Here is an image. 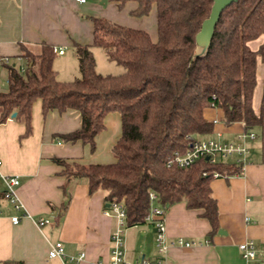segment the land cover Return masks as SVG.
<instances>
[{
  "label": "trees",
  "instance_id": "1",
  "mask_svg": "<svg viewBox=\"0 0 264 264\" xmlns=\"http://www.w3.org/2000/svg\"><path fill=\"white\" fill-rule=\"evenodd\" d=\"M114 1L120 9L137 3L132 11L135 17L148 16L156 7L158 41L154 43L146 31L94 18L93 45L73 44L80 77L70 82L57 78L53 47L44 45L35 55L21 45L25 72L15 62L6 65L8 88L0 92V124L17 113L29 135L37 101L44 115L76 111L81 128L59 137L69 143L81 141L95 152L106 118L118 113L122 135L112 149L115 162L83 165L56 158L64 167L67 183L85 179L90 195L100 190L106 193V205L123 202L127 228L146 224L152 206L167 212L185 203L188 209L201 211L210 223L212 238L221 230L212 176L215 172L236 174L239 168L205 159L184 169L169 168L167 163L176 153L187 152L194 141L212 134L215 124L204 115L208 108H220L228 126L242 122L250 130L262 124L263 114H255L253 97L258 58L264 62V0H238L227 7L208 53L195 59L196 35L211 13L213 0ZM260 38L263 43L254 50L250 43ZM93 47L103 49L124 73L99 74ZM64 191L67 209L70 192L68 187ZM152 193L157 196L155 203ZM3 198L0 192V202Z\"/></svg>",
  "mask_w": 264,
  "mask_h": 264
},
{
  "label": "crops",
  "instance_id": "2",
  "mask_svg": "<svg viewBox=\"0 0 264 264\" xmlns=\"http://www.w3.org/2000/svg\"><path fill=\"white\" fill-rule=\"evenodd\" d=\"M137 8V3L129 2L120 9L114 0H88L85 4L76 0H0V92L8 84L6 65L15 62L26 67L21 58V45L35 55L41 53L44 45L64 50L65 53L57 54L54 61L58 80L70 82L79 78V62L73 44L93 45L94 18L146 31L156 43L159 39L156 7L144 17L132 15ZM262 43L263 38H260L250 46L257 50ZM92 49L95 59L99 58L96 59L99 74L124 73V68L118 64L108 70L100 64L99 69V60L102 55L107 58V54L101 48ZM263 102L264 62L259 57L253 109L257 116L263 114L262 124L250 130L242 122L228 126L220 108L205 110V118L214 122L215 127L212 134L201 139L241 143V135L247 131L255 133L257 138L245 139L250 154L242 175L228 174L211 183L213 197L219 205V224L225 235L218 233L210 238V223L201 217V211L190 210L185 203L176 204L166 212L167 264H247L239 245L249 240L255 243L257 264H264ZM80 128L78 112L50 111L44 115L41 101L33 105L29 135H26L25 123L17 115L0 124L1 174L19 177L21 185L17 195L31 216L13 224L11 218L21 213L8 201L1 200L0 264H65L62 259L49 258L52 246L58 242L63 243L67 256L85 253L86 258L80 264L108 261L115 218L105 214L108 209L106 193L100 190L90 195L85 179L67 183L64 167L54 159L83 165L114 163L112 149L122 135L121 116L118 113L108 115L106 129L96 139L95 152L81 141L69 143L59 137ZM226 163L235 165V158ZM4 187L0 176V192ZM65 187L70 192L67 209L63 207L68 200ZM41 218L50 220L49 224L38 227L35 221ZM180 239L195 242V245L180 246L177 244ZM125 247V258L130 264L158 257L155 226L147 222L126 229Z\"/></svg>",
  "mask_w": 264,
  "mask_h": 264
},
{
  "label": "built area",
  "instance_id": "3",
  "mask_svg": "<svg viewBox=\"0 0 264 264\" xmlns=\"http://www.w3.org/2000/svg\"><path fill=\"white\" fill-rule=\"evenodd\" d=\"M80 4H85L88 0H76ZM56 54L63 55L65 53L62 49H55ZM24 73V68L21 69ZM245 125V123H243ZM243 142L232 143V142H221L212 139L197 140L191 144L190 149L185 153H176L175 156L169 158L167 167H178V168H190L196 162L201 159H205L211 164L226 163L231 158H235V165L240 169L237 173L242 175L245 169V163L247 157L250 154V149L245 143V139L255 140L257 135L253 132L247 131L241 135ZM207 158H209L207 160ZM2 161L0 160V176L4 183V198L3 200L8 201L13 208L21 213L11 218L13 224H19L23 219L31 217L25 209L24 204L21 202L17 195L18 188L21 185L18 176H4L1 174ZM207 176V172L203 173ZM228 176V174L222 175L218 172L213 174V179ZM151 200L153 203L157 201V196L152 193ZM107 216L115 218V227L110 233L111 250L108 261L98 262L97 264H130L126 261V247H125V231L127 229V213L126 207L123 202H114L110 204L107 210H105ZM1 215V212H0ZM166 212L160 206H152L151 213L146 217V221L155 226L156 229V247L159 256L155 259L143 258L141 264H167L166 257L169 244L166 227ZM50 220L41 218L36 220L35 223L38 227H43L49 224ZM180 246H193L195 242H186L182 239L177 241ZM239 249L242 252V258L247 264H257L258 254L254 241L249 240L239 245ZM49 258H59L64 261L65 264L75 262L77 264L82 263L86 254L81 253L79 256H67L65 254L64 246L62 242L56 243L52 246L49 252Z\"/></svg>",
  "mask_w": 264,
  "mask_h": 264
},
{
  "label": "water",
  "instance_id": "4",
  "mask_svg": "<svg viewBox=\"0 0 264 264\" xmlns=\"http://www.w3.org/2000/svg\"><path fill=\"white\" fill-rule=\"evenodd\" d=\"M238 0H213V6L211 9V13L207 19L204 20L200 31L196 35V52L193 56V59L195 58H201L206 56L208 53L212 38L215 33V28L220 20V17L223 13V11L231 6L233 3H236ZM106 3V2H104ZM8 88V85L5 86V89ZM17 113H14L12 117H16ZM209 158H207L208 160ZM107 207H110V205H107ZM220 235H225L226 232L223 230L219 231Z\"/></svg>",
  "mask_w": 264,
  "mask_h": 264
},
{
  "label": "rangeland",
  "instance_id": "5",
  "mask_svg": "<svg viewBox=\"0 0 264 264\" xmlns=\"http://www.w3.org/2000/svg\"><path fill=\"white\" fill-rule=\"evenodd\" d=\"M104 5H105V3H104ZM104 54V53H103ZM56 58H58V57H56ZM97 60L99 59V58H96ZM102 62V63H101ZM103 64L104 65V67H105V69L106 70H108L109 69V67L110 68H112V66L113 67H117L118 65L116 64V63H111V61L108 59V58H106L105 57V55H102V57H101V61L99 60V69H100V67H101V65ZM99 71H101V70H99ZM103 74V73H102ZM104 74H117V73H111V72H108V73H104ZM128 229V228H127ZM156 249H157V247H156ZM157 252H158V250H157ZM147 260H149V259H151L150 257H148V258H146ZM155 259V258H154ZM152 260V259H151Z\"/></svg>",
  "mask_w": 264,
  "mask_h": 264
}]
</instances>
